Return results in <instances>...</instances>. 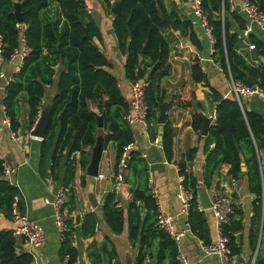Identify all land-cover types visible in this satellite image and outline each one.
<instances>
[{
  "label": "trees",
  "instance_id": "16d2710c",
  "mask_svg": "<svg viewBox=\"0 0 264 264\" xmlns=\"http://www.w3.org/2000/svg\"><path fill=\"white\" fill-rule=\"evenodd\" d=\"M15 1L20 3L22 23L16 20L13 13ZM105 1L111 7V1ZM249 1L264 10V0ZM53 3L56 5V16H51ZM202 8L213 39V60L233 81L250 84L248 79L251 78L254 84L264 89V64H250L237 51L240 37L231 30L228 22V0H202ZM230 14L239 20L237 14ZM164 17L175 19L179 32L198 50L201 49L192 22L181 20L175 12H168L163 0H121L120 12L112 20L117 47L125 56L126 78L130 82L140 79L147 82L145 100L149 127L150 124L156 126L158 106L166 98L161 80L170 72L169 47L163 35V29L168 24ZM85 32L91 39L84 37ZM0 34L5 43V60H9L15 49L20 47L21 38L29 49L18 72L5 87L3 103L11 130L19 126V95L22 92L26 94L31 124L41 107L45 87L56 80L57 91L52 98L50 120L41 141V168L52 149L51 174L57 179L59 164L69 146L62 186L68 194L65 205H73L75 159L71 155L79 152L84 156L94 145L97 134L95 115L104 114V128L107 131L104 141L115 142L117 160L124 148L134 142L131 128L124 120L129 104L122 96L116 78L107 69L104 54L92 42L93 37H100L99 30L89 19L84 0H0ZM251 42L257 53L264 57V45L255 39ZM189 71L190 81L185 86L182 107L192 114L193 130L199 133L202 124L196 110L191 107L197 83L208 87V96L215 110L214 122L205 136L203 184L208 189L211 187L213 177L222 164L229 165L226 179L239 182L244 163L248 190L253 195L252 221L264 232V119L243 109L232 94L223 97L210 86L198 57L191 60ZM91 106L97 108V113L90 109ZM196 106L200 107V103H196ZM161 146L165 158L170 162L173 157V135L167 124ZM195 150L189 149L176 165L181 177L180 184L191 197L187 216L191 232L203 242L210 243L205 211L197 209L198 182L186 168ZM2 163L0 159V176L3 174ZM86 163V160H81L82 169ZM124 181L130 184L131 195L126 208L129 240L132 246L138 244L135 264H145L146 260L156 264H178L176 243L157 225L158 203L149 185L148 164L135 149L129 150ZM81 184L85 186V176L81 177ZM15 195H19V208L24 211L19 190L0 178V211L9 219ZM102 211L111 230L122 232L124 211L118 206L113 192L105 196ZM96 221L95 213L85 214L81 224L83 237L94 234ZM242 227L241 214L234 208L229 221L221 228L222 235L227 238L226 255L229 259L240 252L238 233ZM108 254L111 260L115 258V249L112 247ZM77 255L68 231L62 235L60 258L62 260L67 256L68 264H74ZM100 256L96 255L95 263H100ZM254 263L264 264V259L256 256ZM0 264H33L31 253L18 251L17 238L12 230H0Z\"/></svg>",
  "mask_w": 264,
  "mask_h": 264
},
{
  "label": "crops",
  "instance_id": "0c3cea01",
  "mask_svg": "<svg viewBox=\"0 0 264 264\" xmlns=\"http://www.w3.org/2000/svg\"><path fill=\"white\" fill-rule=\"evenodd\" d=\"M111 6L115 0H110ZM242 0H228L229 13L227 14L230 28L240 37L237 51L253 65L264 64V57L257 53L256 48H249L252 39L260 41L264 45V32L251 22L243 12ZM86 8H89V19L97 26L100 37H93V44L101 50L107 60V69L116 78L118 87L124 99L129 103L130 81L125 76V56L119 51L117 41L112 29L114 14L111 12L105 0H84ZM168 12H175L181 20H190L199 38L201 49L198 50L191 44L186 36H183L178 28H174L167 22L163 29L168 47L170 64L169 74L161 80V87L166 95L167 102L165 123L173 135V157L169 162L165 158L161 144H159V124H150V127L141 123L129 124L134 142L132 149L138 151L148 164L149 185L157 199L159 208L173 216L176 228L181 229L186 222V216L181 212V203L178 198L181 186V177L176 163L189 149L196 148L192 160L187 162L186 168L197 179L198 191L205 189L210 198L214 187L222 189L231 196L234 208L241 214L242 230L238 233L240 252L229 259L230 264H255L256 256L264 259V235L259 240V232L256 223L252 221L253 195L249 192L245 171L236 187L226 179L229 169L228 164H222L217 169L211 187L208 189L203 184L202 167L206 156L205 136L195 132L192 127V114L190 110L182 107V98L185 94V86L190 81L189 65L193 58L198 57L203 71L207 75L208 83L215 88L223 97H230V78L212 58L213 40L208 36L200 25V21L193 15L190 8V0H163ZM52 7L56 8L53 3ZM230 12L239 16L235 19ZM53 16V13L51 14ZM174 20L175 19H170ZM176 24V22H175ZM243 25V26H242ZM177 26V25H176ZM246 27L249 30L246 32ZM252 43V42H251ZM21 60L16 57L0 64V159L14 172L8 176L2 174L0 178L6 179L20 192L23 209L28 217L40 224L45 232L46 240L42 245L28 244L24 239L17 237L18 251H27L33 256V264H61L60 249L62 236L58 233L52 216L49 201L56 191L62 186L64 166L69 155V146L65 149L64 156L59 164L57 179L51 174L52 149L46 156L44 166L41 168V141L43 138L32 135L31 130L35 125V118L30 124L29 108L26 94L19 95L18 121L16 130H11L9 121H6L4 97L5 87L18 72ZM60 70V69H59ZM58 70V71H59ZM58 75L56 76V78ZM57 91L56 80L54 84L45 87L44 103H51ZM209 89L202 83H197L193 91L191 107L196 110L199 118L209 119V127L215 119L214 103L208 96ZM200 103V107L196 106ZM240 105L249 112H254L264 119V99L251 96H242ZM40 107V108H41ZM90 109L97 113V108ZM158 114V111H157ZM156 114V117H157ZM98 115V114H96ZM57 133V130H56ZM107 131L97 128L96 140L102 141L103 151L99 163V176L94 178L93 194L96 206L90 202L87 192L88 177L85 169L89 164L92 147L88 153L82 156L74 152L71 157L75 159L74 177L72 187L74 189V204L64 206V214L70 224V238L72 245L77 250V259L74 264H125L130 258L135 264V256L138 244L132 246L127 230L126 208L131 200L129 192L130 184L123 181L114 182L116 158V144L114 141L105 143ZM157 139V141H156ZM95 140V141H96ZM162 141V140H161ZM211 147V146H210ZM81 160H86L85 168L82 169ZM242 165L245 166L244 163ZM246 168V166H245ZM85 176L86 184H81V177ZM113 192L118 206L124 211V228L122 232L115 233L107 224L102 204L105 196ZM198 198V197H197ZM199 203V198H198ZM200 204V203H199ZM86 213H95L96 225L91 237H83L81 224ZM209 228V239L213 243L216 240L215 217L210 211H205ZM14 223L0 211V230H14ZM199 239L191 231L177 244L178 251L186 256L190 264H221L220 257L215 253H204ZM116 251V257L112 260L108 251ZM100 254V263H95V257ZM156 264L146 260L145 264Z\"/></svg>",
  "mask_w": 264,
  "mask_h": 264
},
{
  "label": "built area",
  "instance_id": "2783aa9c",
  "mask_svg": "<svg viewBox=\"0 0 264 264\" xmlns=\"http://www.w3.org/2000/svg\"><path fill=\"white\" fill-rule=\"evenodd\" d=\"M242 9L246 17L253 22L260 30L264 32V10L259 9V7L250 2L249 0H242ZM190 8L194 16L200 21L201 27L212 39L211 30L208 26L207 15L202 8V0H190ZM89 12V8H86ZM249 30V27H246V32ZM213 40V39H212ZM4 47L5 43L3 36L0 34V64L6 61L4 59ZM249 48H254L253 43H249ZM29 49L25 45L24 39L21 38L20 47L15 49L12 53L10 59L18 57L21 61L28 54ZM2 76L0 72V77ZM147 82L145 79L136 80L130 82V99H129V108L127 113L124 115V120L128 124L141 123L146 125L147 123V113L148 105L145 100V88ZM230 93L232 96L240 102L242 96H251L254 95L261 99H264V89L259 87L256 84H246L241 81H233L230 78ZM40 110L35 117V123L40 116ZM6 121H9L6 117ZM1 133V127H0ZM157 141V139H156ZM132 149V144L126 146L116 161L114 172L112 174V179L114 182L120 183L124 181V176L128 167L129 161V150ZM3 174L5 176L10 175L14 172L13 168L8 167L5 163H2ZM233 186L238 185L237 180L231 181ZM178 198L181 203V212L186 216V222L181 229L176 228L173 216L169 213L163 211L159 208L157 213V225L164 231L176 245L183 239V237L191 231L190 225L187 221V216L189 209L191 207V197L188 192H186L182 185L179 188ZM68 200L67 191L63 186H61L53 198L49 201V204L52 209V216L54 225L58 233L62 236L64 233L70 230V224L64 214V206ZM19 195L13 197L11 205V214L10 220L14 223L15 228L13 234L17 237L24 239L28 244L38 246L42 245L46 240V235L43 227L37 222L31 220L25 211H21L19 208ZM198 211H206L198 203ZM209 211L215 217V230H216V240L213 243H205L202 240L200 241L201 249L204 253H215L221 259V264H230L229 258L226 253V243L227 238L222 235L221 228L222 225L229 221L230 215L234 211V203L231 196L227 195L222 189L214 187L210 193V208ZM264 232L260 230L259 240H262ZM178 264H190L186 256L178 251ZM254 262V259H253ZM61 264H68V257L65 256L61 260Z\"/></svg>",
  "mask_w": 264,
  "mask_h": 264
},
{
  "label": "water",
  "instance_id": "95a60500",
  "mask_svg": "<svg viewBox=\"0 0 264 264\" xmlns=\"http://www.w3.org/2000/svg\"><path fill=\"white\" fill-rule=\"evenodd\" d=\"M13 6H14V12L13 13L16 17V20L19 23H22L23 17H22V13L20 10V3L15 1L13 3ZM120 7H121V0H115L111 6V12L114 15L118 14L120 12ZM164 20L166 22H168L174 28V30H177V26H176L174 20H170V19H167L165 17H164ZM84 37L86 39H91V37L87 34V32H85ZM248 81L250 84H254V81L251 78H249ZM51 110H52V102L43 104V106L41 107V110H40V116H39L38 120L36 121L33 129L31 130L32 135L43 138L45 131H46L48 124H49ZM166 110H167V102L163 101L158 106V114L156 117V121L160 125L159 126V136H158L159 144H161L162 135L164 132ZM95 119H96V127L97 128H103L104 127V121H103L104 120V114L102 113L99 115H95ZM201 122H202V124L200 127V133L202 135H207L208 130H209V119L202 118ZM102 151H103L102 141L100 140V138H97V140L95 141V143L92 147L91 159H90L89 164L87 165V167L85 169L86 175L88 177H90L88 179L87 192H88V197L90 199V202L92 203L93 206H96V202H95V198H94V194H93V186L95 183L94 178H97L99 176L98 171H99V163H100ZM241 170L242 171L246 170L244 165H242ZM198 198H199V203H200L201 207L203 209H205L206 211H209L210 198H209L208 193L205 191V189H200L198 191ZM125 264H132L131 259L130 258L126 259Z\"/></svg>",
  "mask_w": 264,
  "mask_h": 264
},
{
  "label": "rangeland",
  "instance_id": "374dc122",
  "mask_svg": "<svg viewBox=\"0 0 264 264\" xmlns=\"http://www.w3.org/2000/svg\"><path fill=\"white\" fill-rule=\"evenodd\" d=\"M51 13H53V16H56V8L55 7H52V12ZM47 16H49V15H47Z\"/></svg>",
  "mask_w": 264,
  "mask_h": 264
}]
</instances>
